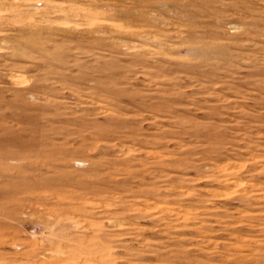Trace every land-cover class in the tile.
Wrapping results in <instances>:
<instances>
[{"label":"rangeland","instance_id":"1","mask_svg":"<svg viewBox=\"0 0 264 264\" xmlns=\"http://www.w3.org/2000/svg\"><path fill=\"white\" fill-rule=\"evenodd\" d=\"M0 264H264V0H0Z\"/></svg>","mask_w":264,"mask_h":264}]
</instances>
